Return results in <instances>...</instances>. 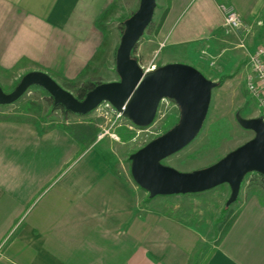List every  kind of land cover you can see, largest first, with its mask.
<instances>
[{
	"label": "crops",
	"instance_id": "1",
	"mask_svg": "<svg viewBox=\"0 0 264 264\" xmlns=\"http://www.w3.org/2000/svg\"><path fill=\"white\" fill-rule=\"evenodd\" d=\"M79 1L0 0V60L11 50L15 59L32 61L28 22L62 27ZM221 4L244 22L261 23L264 35V0H165L164 31L154 56L140 64L143 74L187 66L213 83L196 48L212 51L220 39ZM141 98L149 107L151 95ZM18 121L0 120V264L195 263L196 229L134 205L130 181L121 182L97 159L84 163L82 134ZM138 175L148 183L160 178L144 165ZM201 264H264V208H242Z\"/></svg>",
	"mask_w": 264,
	"mask_h": 264
},
{
	"label": "rangeland",
	"instance_id": "2",
	"mask_svg": "<svg viewBox=\"0 0 264 264\" xmlns=\"http://www.w3.org/2000/svg\"><path fill=\"white\" fill-rule=\"evenodd\" d=\"M141 2L80 0L62 27L47 26L37 19L28 22V34L34 42L33 60L15 59L9 49L0 60V114L9 117L1 121H18L19 116L22 120H34L42 128L64 126L73 133L82 134L84 163L97 159L100 165H107L118 180L130 181L134 186V205L196 229L200 240L194 264H201L220 242L218 239L225 226L218 219L228 202L229 218L247 206L264 208V186H261L256 169L248 168L243 172L233 201L229 200L231 186L228 182L170 194L144 192L134 181L131 156L178 124L180 106L174 98L163 97L154 116L140 123L105 99L85 112L70 108V112L63 114L60 109L51 110L48 96L32 87L33 83L22 84L27 74L42 73L60 90L76 98L82 87L120 81L118 48L126 25ZM165 8V0H152L150 18L128 51L129 59L136 62L142 72L140 64H146L154 56L163 34L160 21L167 13ZM262 27L258 21H243L238 28H225L212 51L208 45L196 48L207 78L213 81L208 109L196 136L165 155L161 164L190 173L215 164L254 137L255 132L244 127L241 120L260 116L256 102L246 90L245 77L249 54L257 46L264 45L261 41L264 35L258 33ZM20 85L22 87L17 90ZM15 91L14 96L2 102L6 93ZM47 91L52 101L64 102L53 89ZM258 151L264 156V143L259 145Z\"/></svg>",
	"mask_w": 264,
	"mask_h": 264
},
{
	"label": "water",
	"instance_id": "3",
	"mask_svg": "<svg viewBox=\"0 0 264 264\" xmlns=\"http://www.w3.org/2000/svg\"><path fill=\"white\" fill-rule=\"evenodd\" d=\"M151 8L152 0H142L139 9L129 20L125 30L123 31L121 43L117 52V67L121 76L120 81L97 85L91 91V93H87V97L85 96L84 100L82 101H79L69 93L60 90L53 84V82L48 77L44 76V74L42 73L27 74L22 84L27 86L29 85L28 83H38L46 89H53L64 101L56 102L61 103L64 107L68 108L69 110L70 108H73L80 112H85L96 104H98L100 101L105 99L112 102V104L118 107L120 110L121 108L126 106L130 109L132 114L142 119H147L148 117H150V120L154 116V108L157 106L161 98L164 96L170 97L168 95H163V91L172 83H179L183 86L184 89L185 105L190 110V116L187 121L186 129L182 133L178 134L176 137L168 139L156 146L142 151L144 148L152 144L156 139L162 137L164 135L162 134L161 136L152 140L149 144L140 149L138 152L134 153L131 156V170L134 179L140 186L149 191L151 194H170L179 192L184 188L191 187L196 189L209 188L221 182H228L231 185V197L229 200L233 201L237 196L239 183L241 180L236 179V173L240 169L244 168V172L248 168H254L264 174V171L255 167H251L249 165V163L255 159H261L264 161V156L261 155L258 151L259 145L264 143V131H261L260 135H258V131L255 128L259 124L264 126V124L259 119L241 120V124L244 127L251 128L255 132L254 137L248 142L244 143L243 145L235 148L233 151L226 154L223 158H221L219 161L226 158L229 154L233 153L231 157L226 159L220 165V167L213 172L204 175H198L196 177H190L188 175H185L189 173H180L177 171L173 172L167 170L163 171L151 166L150 161L152 159L155 158L156 161H159L165 155L174 152L175 150H178L183 145L188 143L193 137H195L208 109V103L206 102V91L210 97L209 91L212 86L211 82L204 83L203 77L196 70L187 66L168 67L160 73H157L155 76L143 74L140 68L139 71L136 69L137 64L132 59H129L128 51L138 39L140 32L145 26L146 21L149 20ZM179 69L184 71V73L186 74H179L177 72V70ZM200 86L203 88L202 90H200ZM21 87L22 85H20L17 90H19ZM16 91L11 94H5V100L2 102L4 103L5 101L9 100L12 96H14V94H16ZM149 95H151L152 102L150 103L149 107H146L142 103L144 102V100L141 97ZM140 108L144 109V112L142 114L140 112ZM180 121L181 115L179 122ZM253 139L255 140L251 142ZM134 156H136L135 162ZM218 162L213 165H216ZM143 165L147 166L150 170L157 172L160 175V178L157 181L151 183H148L144 179H142L138 175V169ZM211 166L206 167L204 169L210 168ZM229 178L234 181L233 184L228 180ZM167 179L173 181L172 186L164 185L162 187H158V185L160 186V184Z\"/></svg>",
	"mask_w": 264,
	"mask_h": 264
},
{
	"label": "bare ground",
	"instance_id": "4",
	"mask_svg": "<svg viewBox=\"0 0 264 264\" xmlns=\"http://www.w3.org/2000/svg\"><path fill=\"white\" fill-rule=\"evenodd\" d=\"M136 69L139 71V67L136 65ZM163 95H168L170 97H173L174 99H176V101L179 103V105L181 106L180 109V115H181V121L172 129H170L169 131H167L166 133H164V135L162 137H160L159 139H156L152 144H150L149 146H147L146 148H144L142 151H144L145 149H149L153 146H156L168 139H171L173 137H176L178 134L182 133L185 129H186V125H187V121L189 119L190 116V110L187 108V106L185 105V101H184V89L183 86L180 85L179 83H172L171 85H169L164 91H163ZM209 95L206 91V102L209 104ZM123 111L124 115H127L129 117H131L133 120L140 122V123H144L147 122L149 120L150 117H148L147 119H142L134 114L131 113L130 109L126 106H124L123 108H121ZM141 114L144 112V109L140 110ZM256 126V125H255ZM258 131V135H260L261 131H264V126L262 125H257L255 127ZM255 139H253L251 142H253ZM250 142V143H251ZM233 155V153L229 154L226 158L222 159L221 161H219L216 165L211 166L210 168L204 169V170H196L194 172H191L189 174H185L188 176H198V175H204L210 172H213L215 170H217L220 165L229 157H231ZM136 161V156H134V162ZM151 166L156 167L160 170L163 171H173L175 172L176 170L172 167H166L161 165L158 161H156V159H152L150 161ZM249 165L251 167H255L257 169H260L262 171H264V161L261 159H255L253 161H251L249 163ZM243 169H240L237 173H236V179H241L242 175H243ZM232 184L234 183V181L229 178L228 179ZM196 188H184L183 190H193Z\"/></svg>",
	"mask_w": 264,
	"mask_h": 264
},
{
	"label": "built area",
	"instance_id": "5",
	"mask_svg": "<svg viewBox=\"0 0 264 264\" xmlns=\"http://www.w3.org/2000/svg\"><path fill=\"white\" fill-rule=\"evenodd\" d=\"M220 10L223 13L225 28L234 29L242 25V18L234 10L224 4L220 5ZM247 65L246 90L254 99L260 111V116L255 119H259L264 124V45L257 46L249 54Z\"/></svg>",
	"mask_w": 264,
	"mask_h": 264
},
{
	"label": "trees",
	"instance_id": "6",
	"mask_svg": "<svg viewBox=\"0 0 264 264\" xmlns=\"http://www.w3.org/2000/svg\"><path fill=\"white\" fill-rule=\"evenodd\" d=\"M122 31H123V29H121ZM225 76H223L220 80H219V83H217L218 85L222 82V80H223V78H224ZM32 87H35V88H37V89H39V90H41L42 92H43V94H45V95H47L48 96V103H49V105H50V107H51V110H53V109H60L61 110V112L63 113V114H67L68 112H70V110L68 109V108H66V107H64L61 103H59V102H55V101H52V97H51V95L48 93V91H47V89L46 88H44L42 85H40V84H38V83H33L32 85H31ZM96 86V84H93V85H91L90 87H82L78 92H77V94H76V98L79 100V101H82V100H84V98H85V96L87 95V93L88 92H90L94 87ZM5 103V102H4ZM9 117L8 116H6V115H4V114H0V120H3V119H8ZM14 118H17V117H15L14 116ZM17 120H21V121H28V122H35L34 120H31V119H21V117H19L18 116V118H17ZM198 132H199V130H198ZM197 132V133H198ZM196 133V134H197ZM196 136V135H195ZM256 171V173H257V175L259 176V180H260V182H261V186H264V174L263 173H261L260 171H257V170H255ZM230 202H228L223 208H222V210H221V213H220V217H219V223H224V226H225V228H224V231L221 233V235H220V237H219V239H218V242L224 237V235H225V233H226V231L229 229V227L231 226V224L233 223V221H234V219H235V216L236 215H233L232 217H228V213H229V207H228V204H229Z\"/></svg>",
	"mask_w": 264,
	"mask_h": 264
}]
</instances>
